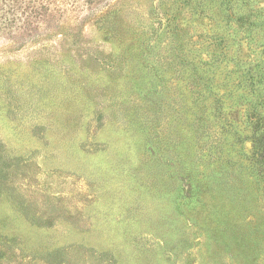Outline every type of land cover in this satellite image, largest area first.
<instances>
[{
  "label": "rangeland",
  "instance_id": "obj_1",
  "mask_svg": "<svg viewBox=\"0 0 264 264\" xmlns=\"http://www.w3.org/2000/svg\"><path fill=\"white\" fill-rule=\"evenodd\" d=\"M7 2L0 264H264V0Z\"/></svg>",
  "mask_w": 264,
  "mask_h": 264
},
{
  "label": "trees",
  "instance_id": "obj_2",
  "mask_svg": "<svg viewBox=\"0 0 264 264\" xmlns=\"http://www.w3.org/2000/svg\"><path fill=\"white\" fill-rule=\"evenodd\" d=\"M18 1L19 0H8L7 5H8L9 8L14 9L15 7H19L20 4L21 5L24 4V5H28V8H32V9L34 8L35 9L36 6H34L32 4H33V2L36 3L37 0H21L19 2ZM38 6H39V11L40 12L39 11L38 12L35 11V13L38 14L39 17H42V16L45 17L47 15V13H49L48 0H41L40 4ZM24 10H26V9H24ZM8 12H9L8 15L9 14L12 15L11 19H14V16H15L13 14L14 11H12L10 9ZM20 15L23 16L24 12H22Z\"/></svg>",
  "mask_w": 264,
  "mask_h": 264
}]
</instances>
